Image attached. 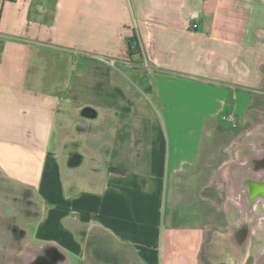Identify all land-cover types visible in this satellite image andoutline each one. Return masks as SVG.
<instances>
[{"label":"crops","instance_id":"obj_1","mask_svg":"<svg viewBox=\"0 0 264 264\" xmlns=\"http://www.w3.org/2000/svg\"><path fill=\"white\" fill-rule=\"evenodd\" d=\"M30 3L0 0V176L34 194L33 237L68 264H160L168 186L214 152L205 131L229 100L264 88V0H57L51 26L28 20ZM76 57L151 77L152 92L115 116L121 163L92 178L60 162L71 117L58 88L71 83L58 74Z\"/></svg>","mask_w":264,"mask_h":264},{"label":"rangeland","instance_id":"obj_2","mask_svg":"<svg viewBox=\"0 0 264 264\" xmlns=\"http://www.w3.org/2000/svg\"><path fill=\"white\" fill-rule=\"evenodd\" d=\"M131 60L137 63L138 58L132 55ZM43 64L37 65L39 71L46 67ZM110 66L118 67L116 63ZM136 69L134 65L131 70L112 71L77 57L60 69L58 80L71 83L67 88L64 85L58 88L69 101L62 106L71 117L61 131V140H66L60 152L63 173L76 171L81 177L92 178L119 166L124 154L116 153L119 122L115 116L133 112L132 101L152 92L150 75L134 72ZM263 92L264 88H255L245 91L246 99L229 100L219 121L205 131V148L214 152L211 156L201 153L197 172L191 178L168 186L163 205L160 264L254 263L259 248L255 235L247 253L244 247L234 249L225 241L229 219L235 216L232 210L229 213L225 210L228 204L222 171L244 149L241 144L246 131L254 128L264 131ZM73 123L76 126L72 134L76 138L68 143L67 127ZM129 124L130 121H124L125 126ZM74 157L80 162L76 167L71 163ZM35 199L30 191L0 176V264H22L21 254L45 246L32 234L41 207ZM99 263L93 258L86 264Z\"/></svg>","mask_w":264,"mask_h":264},{"label":"flooded vegetation","instance_id":"obj_3","mask_svg":"<svg viewBox=\"0 0 264 264\" xmlns=\"http://www.w3.org/2000/svg\"><path fill=\"white\" fill-rule=\"evenodd\" d=\"M257 142L259 150H250L238 162L228 185L229 195L242 214L240 225L233 231L237 247L251 244L254 236L249 237L251 226L264 234V137H259ZM257 240L259 257L254 258L253 264H264V239L261 237ZM22 261L23 264H68L64 254L55 246L49 245L24 256Z\"/></svg>","mask_w":264,"mask_h":264},{"label":"bare ground","instance_id":"obj_4","mask_svg":"<svg viewBox=\"0 0 264 264\" xmlns=\"http://www.w3.org/2000/svg\"><path fill=\"white\" fill-rule=\"evenodd\" d=\"M259 137H264V131H263V129L254 128L253 130L247 132L244 135V139H243V142L241 144V148L243 146L244 149L243 150H240L237 153V155H236V160H234L230 164H227L223 168V171H222L223 178H224V180L226 182V202L228 204V206L225 205V210H226L227 213H229V211L232 210L233 216H235L234 218L229 219L230 228H229L228 234L225 236V241L227 242V245L228 246H231L234 249L237 248V247H236V244L234 242V232L233 231H234L235 228H237V226L240 225L241 220H242V214H240L241 213L240 210L236 207V205L234 204V201H232L231 196L229 195V189H228V184H229L228 173H229L230 167L233 164L239 162L250 150H259V148H257V145H256V140ZM251 235H255L257 238L263 237V239H264V234L262 235L260 231H257L252 226L250 227L249 237ZM248 245H249V243H246L243 246L246 249V253L248 251L247 250ZM233 253L235 254L236 252L234 251ZM258 253H259V248L255 252V256L256 257L258 256Z\"/></svg>","mask_w":264,"mask_h":264},{"label":"trees","instance_id":"obj_5","mask_svg":"<svg viewBox=\"0 0 264 264\" xmlns=\"http://www.w3.org/2000/svg\"><path fill=\"white\" fill-rule=\"evenodd\" d=\"M56 3L57 0H31L27 14L28 20L41 25L51 26L55 19ZM128 53L129 57L139 53V45L135 35L128 39Z\"/></svg>","mask_w":264,"mask_h":264},{"label":"water","instance_id":"obj_6","mask_svg":"<svg viewBox=\"0 0 264 264\" xmlns=\"http://www.w3.org/2000/svg\"><path fill=\"white\" fill-rule=\"evenodd\" d=\"M84 116H87L86 114L84 115ZM256 145H257V148H259V143L257 142V140H256ZM77 157H74L73 159H72V161H71V163L73 164V166H75V165H77L78 164V162H79V160L78 159H76ZM243 159V158H242ZM241 159V160H242ZM238 167V162L237 163H235V164H233L231 167H230V169H229V173H228V180H229V184H230V179H232V177H233V173H234V171H236V168ZM228 184V185H229ZM228 189H229V187H228ZM230 190V189H229ZM263 193H264V190H263ZM264 255V254H263ZM259 257V255L257 256V258ZM264 257V256H263Z\"/></svg>","mask_w":264,"mask_h":264},{"label":"built area","instance_id":"obj_7","mask_svg":"<svg viewBox=\"0 0 264 264\" xmlns=\"http://www.w3.org/2000/svg\"><path fill=\"white\" fill-rule=\"evenodd\" d=\"M106 63L109 64V65H113L114 64V60H107Z\"/></svg>","mask_w":264,"mask_h":264}]
</instances>
